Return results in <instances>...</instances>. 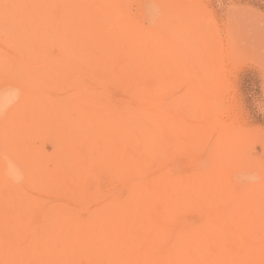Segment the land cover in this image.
Returning a JSON list of instances; mask_svg holds the SVG:
<instances>
[{"label": "bare ground", "instance_id": "6f19581e", "mask_svg": "<svg viewBox=\"0 0 264 264\" xmlns=\"http://www.w3.org/2000/svg\"><path fill=\"white\" fill-rule=\"evenodd\" d=\"M31 1L0 0V72L9 73L13 61L75 75L82 67L85 79L64 111L68 161L53 190L57 199L48 197L36 214L37 205L21 188L0 198V264H264V217L254 213L234 221L243 215L236 204L225 221L219 219L223 203L200 228H175L188 207L172 197L170 176L156 173L168 162L158 164L157 154L169 118L144 76L139 83L136 70L148 81L154 65L131 68L133 58L155 48L152 32L137 29L126 13L129 0H42L24 13ZM141 35L148 38L141 37L144 44ZM4 48H18L19 56L10 60ZM73 62L79 66L70 68ZM115 90L125 98L115 97ZM150 94L154 100L148 102ZM9 165L26 173L10 155L0 169L4 185L16 183L8 178ZM226 196L224 202L233 197ZM202 209L204 204L194 208Z\"/></svg>", "mask_w": 264, "mask_h": 264}, {"label": "rangeland", "instance_id": "374dc122", "mask_svg": "<svg viewBox=\"0 0 264 264\" xmlns=\"http://www.w3.org/2000/svg\"><path fill=\"white\" fill-rule=\"evenodd\" d=\"M41 2L32 0L24 13ZM125 8L137 29L152 32L153 54L138 55L130 65L134 70L144 61L154 65L148 81L136 70L139 83L144 76L146 89H154L169 118L165 146L156 156L158 164L168 162L156 173L170 176L172 197L188 207L175 228H200L223 203L222 221L235 204L243 215H234V221L254 213L264 217V0H129ZM144 36L142 44L148 41L145 36L143 43ZM18 51L4 48L10 60ZM9 62L10 72H0V95L14 90L20 95L0 120L5 129L0 132V169L11 155L26 173L20 182H0V198L8 200L6 190L21 188L37 205V214L48 197H58L53 190L68 161L62 143L69 124L65 114L85 77L82 67L75 75L43 64ZM114 95L125 98L119 90ZM97 185L95 180L93 194ZM226 195L233 197L224 202ZM202 204L206 209L194 210Z\"/></svg>", "mask_w": 264, "mask_h": 264}, {"label": "clouds", "instance_id": "9594fccd", "mask_svg": "<svg viewBox=\"0 0 264 264\" xmlns=\"http://www.w3.org/2000/svg\"><path fill=\"white\" fill-rule=\"evenodd\" d=\"M19 95V90H14L11 96L5 95L0 97V113L6 111L14 100H18ZM7 175L9 179L15 182H20L23 179L22 172L13 165H9Z\"/></svg>", "mask_w": 264, "mask_h": 264}]
</instances>
